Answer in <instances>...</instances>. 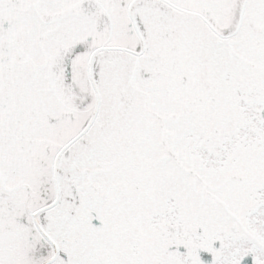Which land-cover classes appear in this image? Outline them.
Listing matches in <instances>:
<instances>
[{
  "label": "snow or ice",
  "instance_id": "6c2138e0",
  "mask_svg": "<svg viewBox=\"0 0 264 264\" xmlns=\"http://www.w3.org/2000/svg\"><path fill=\"white\" fill-rule=\"evenodd\" d=\"M0 264H264V0H0Z\"/></svg>",
  "mask_w": 264,
  "mask_h": 264
}]
</instances>
